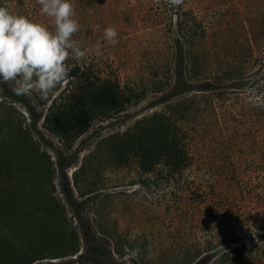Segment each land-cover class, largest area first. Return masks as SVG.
Wrapping results in <instances>:
<instances>
[{"label":"rangeland","instance_id":"rangeland-1","mask_svg":"<svg viewBox=\"0 0 264 264\" xmlns=\"http://www.w3.org/2000/svg\"><path fill=\"white\" fill-rule=\"evenodd\" d=\"M73 3L80 22L73 38L89 50L68 61V75L78 70L80 81L66 79L47 97L24 94L36 124L0 85V123L15 128L0 147L7 190L0 227L9 224L13 234V244H0V264H96L81 225L115 264L218 263L237 246L233 233L264 229V0ZM0 5L54 27L38 0ZM182 22L199 25L195 46ZM108 26L117 29L115 45L104 39ZM177 39L186 54L185 84L214 79L217 90L181 92ZM87 74L119 84L133 99L79 136L53 133L44 124L52 103ZM157 113L186 152L178 171L163 160L146 171L120 147L125 134L154 128ZM19 169L31 176L16 181ZM26 190L40 198L28 200Z\"/></svg>","mask_w":264,"mask_h":264},{"label":"trees","instance_id":"trees-1","mask_svg":"<svg viewBox=\"0 0 264 264\" xmlns=\"http://www.w3.org/2000/svg\"><path fill=\"white\" fill-rule=\"evenodd\" d=\"M179 26L180 31L188 30V32H190V37L193 35L189 40V43L195 46L196 38L194 37L196 36L195 33L200 29L199 25L197 23L190 24L182 22ZM176 42V74L178 77L177 83H179V85L182 83L183 85L181 92L190 89H198L199 91L205 92L217 90L219 86L214 79H208L193 87L185 84V72L183 67L186 54L183 50L181 40L177 39ZM77 71L78 70H74L71 72L67 79H71L72 81H75L76 79L79 80L77 78ZM81 79L82 82H77L72 85L74 89L69 91L63 99H60L59 101L54 100L48 114L45 116V127L53 133L79 136L91 127V124L96 117H106L110 112L121 109L133 99V94L131 93V96H127L122 91L119 84L108 79H102L98 75L91 77L87 74ZM0 85L3 87L6 95L14 98L26 107L27 112L33 118V123L36 124L39 118L37 117L34 107L26 100V97L24 95H16L15 92L9 88L7 83H0ZM154 118L156 119L154 123L156 126L154 128L147 126L142 134L138 135L130 133L125 134L120 141V147L125 152L136 155L146 171H150L153 165L158 164L162 160L166 163L169 162L174 164L175 169L178 171L180 169L179 167L187 160L186 152L180 148L177 136H175V134L172 136L167 130L169 129V124H165L164 116L157 113ZM160 123H162L163 126L159 128L158 124ZM14 129L13 125H8L7 128L4 129L3 125L0 123V137L2 140L0 147L3 144L6 146L5 143H7V139H9V136ZM17 159H19L18 156ZM22 170L23 169H19V175H17L16 181H21L24 177L31 176V174H26ZM33 182L34 180L31 179V184H33ZM20 185L21 184H19V186ZM5 188L6 186L0 182V199L2 194L7 192ZM33 190H26V192H24L26 198L30 201L38 199L39 197H37ZM38 194L40 195L41 192H38ZM76 217L81 223L83 222V217L79 212H76ZM8 226L9 224H5L3 227H0V244H13V237H11L13 234H11V228ZM81 227L83 236L88 244L87 254L90 259L96 264H115L105 248L100 247L96 242L90 241L87 227L82 225ZM233 235H236L237 237L235 240L237 246L224 252L220 261L215 264H264V261L260 258V256L263 255L264 250L258 248V244L264 240V229L260 228L257 233L250 231L240 234L233 233ZM22 258H24V256ZM8 264L16 263L11 262ZM198 264H200V262H198Z\"/></svg>","mask_w":264,"mask_h":264},{"label":"clouds","instance_id":"clouds-1","mask_svg":"<svg viewBox=\"0 0 264 264\" xmlns=\"http://www.w3.org/2000/svg\"><path fill=\"white\" fill-rule=\"evenodd\" d=\"M180 0H171L179 4ZM40 11L54 27L0 5V83L13 81L16 95L38 93L47 97L71 70L69 60L85 59L89 50L73 36L80 30L73 0H38ZM105 41L115 45L118 32L108 26ZM98 51V49H97Z\"/></svg>","mask_w":264,"mask_h":264}]
</instances>
